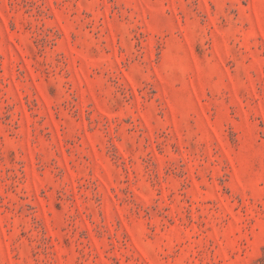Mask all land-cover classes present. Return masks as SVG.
I'll use <instances>...</instances> for the list:
<instances>
[{
    "label": "rangeland",
    "instance_id": "obj_1",
    "mask_svg": "<svg viewBox=\"0 0 264 264\" xmlns=\"http://www.w3.org/2000/svg\"><path fill=\"white\" fill-rule=\"evenodd\" d=\"M0 264H264V0H0Z\"/></svg>",
    "mask_w": 264,
    "mask_h": 264
}]
</instances>
